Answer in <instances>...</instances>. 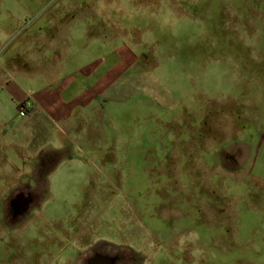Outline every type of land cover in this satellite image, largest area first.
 I'll use <instances>...</instances> for the list:
<instances>
[{
    "label": "rangeland",
    "instance_id": "obj_1",
    "mask_svg": "<svg viewBox=\"0 0 264 264\" xmlns=\"http://www.w3.org/2000/svg\"><path fill=\"white\" fill-rule=\"evenodd\" d=\"M53 39L55 122L0 90V264H264V0H0L15 81Z\"/></svg>",
    "mask_w": 264,
    "mask_h": 264
},
{
    "label": "crops",
    "instance_id": "obj_2",
    "mask_svg": "<svg viewBox=\"0 0 264 264\" xmlns=\"http://www.w3.org/2000/svg\"><path fill=\"white\" fill-rule=\"evenodd\" d=\"M57 50L56 39H53L50 45H47L45 49L42 47L41 50L43 53L47 52L51 54V58L49 56L44 57L43 55V58L36 61L29 60V62H26V66L23 65L22 59L11 61V67L17 69V74H20L21 76V83L15 81L14 78L8 74L9 71L0 65V90L7 91L9 89L10 91L8 94L19 104L26 99H31L33 109L31 114H28L29 118H34L36 115H42L47 118V121H49L51 117L53 118L52 121L55 122L56 120V94L59 93H57V91L60 88V66L56 63ZM30 67L32 70L35 69L38 73H41L40 76L32 78L31 75H24L23 72L32 71ZM30 81L39 83L40 86L36 93L27 94L23 89L30 85ZM12 84L13 87H10Z\"/></svg>",
    "mask_w": 264,
    "mask_h": 264
},
{
    "label": "built area",
    "instance_id": "obj_3",
    "mask_svg": "<svg viewBox=\"0 0 264 264\" xmlns=\"http://www.w3.org/2000/svg\"><path fill=\"white\" fill-rule=\"evenodd\" d=\"M33 108V104L30 100H27L22 106H21V112L22 114L25 113L24 115H28Z\"/></svg>",
    "mask_w": 264,
    "mask_h": 264
}]
</instances>
